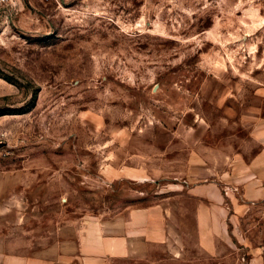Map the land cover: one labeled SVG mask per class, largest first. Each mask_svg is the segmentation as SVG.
<instances>
[{"label": "rangeland", "instance_id": "374dc122", "mask_svg": "<svg viewBox=\"0 0 264 264\" xmlns=\"http://www.w3.org/2000/svg\"><path fill=\"white\" fill-rule=\"evenodd\" d=\"M263 128L264 0H20L0 22V246L69 251L83 218L118 236L130 209L159 204L168 239L124 264H264V175H232L264 172L240 158ZM222 135L224 154L195 161ZM136 154L144 177L124 180ZM191 157L230 167L192 178L220 181L218 244L197 229Z\"/></svg>", "mask_w": 264, "mask_h": 264}, {"label": "crops", "instance_id": "0c3cea01", "mask_svg": "<svg viewBox=\"0 0 264 264\" xmlns=\"http://www.w3.org/2000/svg\"><path fill=\"white\" fill-rule=\"evenodd\" d=\"M225 135H222V139L218 137L216 140L203 141L204 143L199 146L198 150L191 152L200 154V159L195 157V161L205 160L207 153L224 154ZM232 135L247 139L253 137L254 130L250 132L240 128L236 135ZM233 148L236 149L234 145ZM252 151L248 149L247 154ZM242 153L240 158L245 161V166L248 169L255 163L264 161V147H260L250 157L245 152L242 151ZM228 154L231 157L227 156V159L231 160L233 156L231 153ZM135 156L131 158L124 156V180L139 182L144 177L146 165L144 158L138 154ZM192 158L194 157H191L190 167L186 168L183 177L186 183L190 184V195L200 199L196 214L197 229L202 235L203 243L218 244L224 241L228 235V221L225 216L227 213L226 199L220 181H209L210 184L203 185L199 183L198 179L192 181V178L202 171H209L219 176L229 165L226 166L224 163L209 165L207 163L203 164L204 166L201 165V169L196 170L193 168ZM247 159L248 162H246ZM232 175L260 176L264 175V172L258 173L254 168H251L249 173H232ZM158 176H162V174H158ZM79 222L81 228L78 231L76 246H72L74 248L71 250L66 251L61 242L37 249H33L32 244H28L25 248L0 246V264H124V261L132 258L138 245L159 246L168 239L165 212L159 204L130 209L124 221L117 226L123 231V234L118 236H114L112 231L106 229L107 226L99 222L96 217H85Z\"/></svg>", "mask_w": 264, "mask_h": 264}, {"label": "built area", "instance_id": "2783aa9c", "mask_svg": "<svg viewBox=\"0 0 264 264\" xmlns=\"http://www.w3.org/2000/svg\"><path fill=\"white\" fill-rule=\"evenodd\" d=\"M20 0H0V22L12 15Z\"/></svg>", "mask_w": 264, "mask_h": 264}]
</instances>
